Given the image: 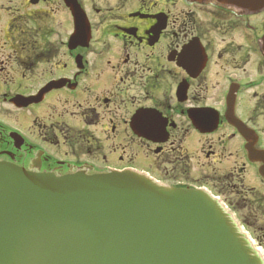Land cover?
<instances>
[{
  "label": "flooded vegetation",
  "instance_id": "af4514ba",
  "mask_svg": "<svg viewBox=\"0 0 264 264\" xmlns=\"http://www.w3.org/2000/svg\"><path fill=\"white\" fill-rule=\"evenodd\" d=\"M137 160L218 197L264 261V0H0V163Z\"/></svg>",
  "mask_w": 264,
  "mask_h": 264
},
{
  "label": "water",
  "instance_id": "95a60500",
  "mask_svg": "<svg viewBox=\"0 0 264 264\" xmlns=\"http://www.w3.org/2000/svg\"><path fill=\"white\" fill-rule=\"evenodd\" d=\"M0 264L262 262L204 191L131 171L54 176L0 163Z\"/></svg>",
  "mask_w": 264,
  "mask_h": 264
},
{
  "label": "rangeland",
  "instance_id": "374dc122",
  "mask_svg": "<svg viewBox=\"0 0 264 264\" xmlns=\"http://www.w3.org/2000/svg\"><path fill=\"white\" fill-rule=\"evenodd\" d=\"M136 162H137L136 165H137V169L138 170H141L143 168L145 169V163L143 161L137 160ZM193 163L194 164H193V166H191L190 171L187 172V174H186V176L189 179V181L179 180L178 182H183V183H186V184H193L195 186H197V184H195L193 181H199V182H201V180H199V179H201V177H200V171H199L200 170V166L199 165H196L195 164V161H193ZM118 166H120V165H118ZM157 173L160 175L159 172H157ZM153 174H154L153 176H155V177L158 178V175L156 173L153 172ZM168 182H170V181H168Z\"/></svg>",
  "mask_w": 264,
  "mask_h": 264
}]
</instances>
